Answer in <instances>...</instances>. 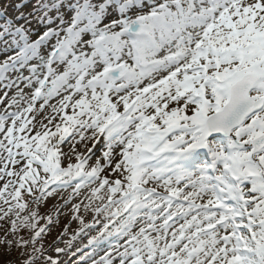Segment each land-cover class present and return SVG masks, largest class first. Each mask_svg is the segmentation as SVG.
Listing matches in <instances>:
<instances>
[{
  "label": "snow or ice",
  "instance_id": "6c2138e0",
  "mask_svg": "<svg viewBox=\"0 0 264 264\" xmlns=\"http://www.w3.org/2000/svg\"><path fill=\"white\" fill-rule=\"evenodd\" d=\"M11 7L0 264H60L39 206L69 187L57 217L71 203L85 247L107 246L75 264H264V0Z\"/></svg>",
  "mask_w": 264,
  "mask_h": 264
},
{
  "label": "rangeland",
  "instance_id": "374dc122",
  "mask_svg": "<svg viewBox=\"0 0 264 264\" xmlns=\"http://www.w3.org/2000/svg\"><path fill=\"white\" fill-rule=\"evenodd\" d=\"M17 3H24L25 7L21 9V11H24L25 13L32 11L33 6L37 3V0H2L0 2V13H7V17L14 16L16 13L13 10V7ZM5 16H0V22L4 18H7ZM27 75V73L25 72ZM21 87H23V84H21ZM15 90V89H14ZM27 91V89H25ZM3 93L0 92V95ZM0 108H3V105L0 106ZM31 115V114H29ZM65 150H67V145L64 146ZM96 155L99 156V151L96 152ZM95 157H93L94 162ZM149 186H152L151 184ZM91 187H95V185H90L89 187L82 188L79 196H74L72 199V203H77L81 200H83L85 203H87V200L85 197L89 196ZM70 194H72V188L69 187L66 190H62L59 194H57L55 197L48 198L45 202L41 203L39 206V213L41 216H46L48 214L53 216L54 222L49 226L50 231L45 235L44 243L46 247L52 243L53 240L57 241V245L60 248L65 249L64 253L59 254L58 259L60 260V264H75V262L79 259V256L84 253H92L94 259H99L100 256L104 255V250L107 246H105L104 249H97L95 253H93V250L91 247H85L87 245V241L90 235H94V231L85 230L83 233H80L79 235H76L79 229V223L78 221H74L71 219V213L69 209L71 208V203L67 205V207H61L59 209L60 215L57 217L56 209H54V205H63L64 201L61 199V196L64 198H67ZM96 203H99V201H96ZM31 207L33 209H36L37 205L32 204ZM81 212L83 213V209H81ZM86 221L91 222L92 214L88 213L85 216ZM41 225L45 224L44 220L40 221ZM0 225H3V222L0 221ZM67 225V233L64 234V227ZM0 235H2V231H0ZM75 236V238H73ZM115 242V241H113ZM54 258H56V254L53 250L52 252ZM91 262V261H89Z\"/></svg>",
  "mask_w": 264,
  "mask_h": 264
},
{
  "label": "bare ground",
  "instance_id": "6f19581e",
  "mask_svg": "<svg viewBox=\"0 0 264 264\" xmlns=\"http://www.w3.org/2000/svg\"><path fill=\"white\" fill-rule=\"evenodd\" d=\"M13 92L15 91L14 89L12 90ZM12 93L10 92V95H11ZM39 103V102H38ZM1 106V105H0ZM37 107H38V104H37ZM89 264H91V262H89Z\"/></svg>",
  "mask_w": 264,
  "mask_h": 264
}]
</instances>
